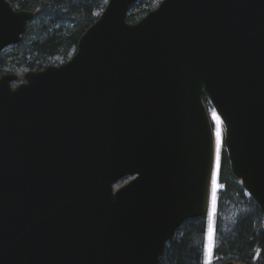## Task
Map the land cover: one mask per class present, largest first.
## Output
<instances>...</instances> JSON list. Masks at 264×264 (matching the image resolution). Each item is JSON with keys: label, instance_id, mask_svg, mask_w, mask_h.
<instances>
[{"label": "water", "instance_id": "water-1", "mask_svg": "<svg viewBox=\"0 0 264 264\" xmlns=\"http://www.w3.org/2000/svg\"><path fill=\"white\" fill-rule=\"evenodd\" d=\"M137 1L109 0L63 64L0 74V264H158L210 211L204 95L264 216V0H163L131 23ZM35 14L0 0V54Z\"/></svg>", "mask_w": 264, "mask_h": 264}, {"label": "trees", "instance_id": "trees-1", "mask_svg": "<svg viewBox=\"0 0 264 264\" xmlns=\"http://www.w3.org/2000/svg\"><path fill=\"white\" fill-rule=\"evenodd\" d=\"M20 10L36 13L23 40L0 55V72L40 70L51 63H63L74 55L84 32L103 13L108 0H9ZM162 0H139L128 19L141 20ZM210 107L208 96L204 95ZM219 184L214 216V249L210 264L233 260L264 264V216L241 180L231 170L225 145L221 146ZM209 216L187 219L166 244L158 264H207Z\"/></svg>", "mask_w": 264, "mask_h": 264}, {"label": "rangeland", "instance_id": "rangeland-1", "mask_svg": "<svg viewBox=\"0 0 264 264\" xmlns=\"http://www.w3.org/2000/svg\"><path fill=\"white\" fill-rule=\"evenodd\" d=\"M52 64H58V63H52ZM29 70H21V71H18V73L20 74V76H22V75H24V73H26V72H28ZM19 83H20V81H19ZM214 124V123H213ZM217 127H219V125L217 124V122L215 123V128H214V130H215V135H216V142H217ZM224 133H225V130H224V126H223V124H222V126H221V128H219V147H220V149H221V146H222V144H223V137H224ZM125 183V182H124ZM123 183V184H124ZM121 184V183H120ZM120 184H118V185H116V187L115 188H117V187H119V186H121ZM212 187H213V190H212V199H213V202L215 203V199H214V197H215V194H216V192L218 191V190H220L222 187L220 186V184H219V182H218V180L216 179V181H214V183L212 184ZM211 210H212V212H211V215H210V218H209V222H210V229H209V235H208V238H207V243H206V245H207V256H208V258H207V264H210V262L212 261V256H211V253H212V247H213V245H212V239L213 238H211V230H212V227H213V220H214V214H215V210H214V208L212 207L211 208Z\"/></svg>", "mask_w": 264, "mask_h": 264}, {"label": "bare ground", "instance_id": "bare-ground-1", "mask_svg": "<svg viewBox=\"0 0 264 264\" xmlns=\"http://www.w3.org/2000/svg\"><path fill=\"white\" fill-rule=\"evenodd\" d=\"M216 165H217V169L215 170V173H214V179H213V182H212V184L214 183V181H216V179H217V172H218V167H219V164L218 163H216Z\"/></svg>", "mask_w": 264, "mask_h": 264}, {"label": "snow or ice", "instance_id": "snow-or-ice-1", "mask_svg": "<svg viewBox=\"0 0 264 264\" xmlns=\"http://www.w3.org/2000/svg\"><path fill=\"white\" fill-rule=\"evenodd\" d=\"M219 127H217V148L219 149Z\"/></svg>", "mask_w": 264, "mask_h": 264}, {"label": "flooded vegetation", "instance_id": "flooded-vegetation-1", "mask_svg": "<svg viewBox=\"0 0 264 264\" xmlns=\"http://www.w3.org/2000/svg\"><path fill=\"white\" fill-rule=\"evenodd\" d=\"M165 250V249H164Z\"/></svg>", "mask_w": 264, "mask_h": 264}]
</instances>
